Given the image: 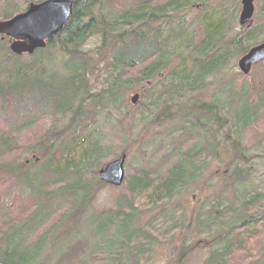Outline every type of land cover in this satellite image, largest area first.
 I'll use <instances>...</instances> for the list:
<instances>
[{
    "label": "trees",
    "instance_id": "obj_1",
    "mask_svg": "<svg viewBox=\"0 0 264 264\" xmlns=\"http://www.w3.org/2000/svg\"><path fill=\"white\" fill-rule=\"evenodd\" d=\"M43 1L0 0V21ZM256 1L262 22L246 31L239 0H77L62 31L29 55L0 36V264L145 263L155 236L135 226V200L158 207L152 220L174 233L185 220L172 203L201 180L212 199L186 229L191 241L210 239L202 264H243L242 253L264 264V139L255 151L243 142L264 113V83L251 95L228 80L264 42ZM134 94L141 122L174 124L125 176L126 196L96 211L98 170L127 154L113 118ZM32 128L23 145L17 136Z\"/></svg>",
    "mask_w": 264,
    "mask_h": 264
},
{
    "label": "rangeland",
    "instance_id": "obj_2",
    "mask_svg": "<svg viewBox=\"0 0 264 264\" xmlns=\"http://www.w3.org/2000/svg\"><path fill=\"white\" fill-rule=\"evenodd\" d=\"M240 1L241 0H239L238 2L236 25L241 30L246 31L251 27L261 24L262 21H259L260 20L259 15L262 9V5L260 2L254 0L253 2L254 13L251 20L247 21L242 27L238 25V17L241 10ZM24 11H22L21 13H23ZM259 42L261 41H257L255 42V44H258ZM86 47H90V43H87ZM236 61L237 60H235L233 64L234 73H232L233 75L230 76L231 78L228 77V80L229 81L233 80V82L235 83L234 89H239V88L242 89L243 87H245L246 90H249L251 95H253L255 92L252 89L257 85L264 83V62L257 66H253L250 70L249 75L243 76L237 69ZM203 94H204L203 96H206L207 91H204ZM132 96L133 95H130V97H128V101ZM130 104L131 103L129 102L128 109H126L123 113H120V114H125V116L123 117L116 116L115 118H113L114 123L117 124L118 126H121L120 129L122 130L125 136L123 147H125L126 150L119 148L121 144L118 146V148H114L115 151L117 149H121V150H125L127 153L126 155H124L125 176H127L129 172L136 171V169L139 168L138 163L139 165L140 163L144 165V162L140 161L139 159L143 160V156H145L144 154L148 150L147 148H149V146H151L152 144V143L150 144V142L153 139H159L160 137H163L164 136L163 134L167 132L166 129L170 128L174 124L171 121L167 122V120H164L157 127H152L151 125L148 124V121L141 122L139 118L136 117L137 116L136 113H138V111L134 109L136 107V104L134 105L132 104L130 105ZM36 135H38V130L36 128L35 129L32 128L31 130L25 131L23 134L17 137L20 139L19 142H22L24 145L32 141ZM262 139H264V113L255 123L254 128L250 129L244 136V140H243L244 146L246 149H249L250 151H255L258 145L257 142L261 141ZM180 141L178 143H180ZM218 170L219 171L221 170V165L218 163L213 164L206 173L207 177L211 176V174H215V172H217ZM212 181L214 185L213 187L217 186L218 188L221 184L217 182L215 178ZM206 184L207 183L205 182V180H201L199 181V183L195 184L192 188H189L187 193L183 192L178 197L175 198L172 204H176V209L178 208L179 215L181 213V210L184 212L182 222H184L185 220V225H184V229L178 230L174 233L165 230L169 226L161 227L158 223H155V221L152 220L154 215L158 211V207L153 208L149 204L145 203L143 198L135 200L138 207L137 209L138 216L136 218L135 226L138 229H143L144 227L147 226L146 229H150L152 235L155 236V238L149 237L150 238L148 244L149 247L147 246L149 248V254L146 256L145 263H139V264H202L203 263L205 258H207L208 256L210 239L201 235L197 238V241H191V239L193 238L190 237L193 236L195 238V234L192 235L188 233L187 229H188V224L190 222V217H192V215L194 214L193 212L196 209H198V207L201 204H204L206 202L205 201L206 199H209V197L212 199L211 196L213 193L211 190L209 191L205 189ZM119 196H126L125 183H123L120 187H111L108 185H104L101 188V190L97 193L95 200L91 205L92 209L96 211L113 210L115 207V201ZM172 208L175 207L172 206ZM73 226L74 223L72 224L71 222L65 225V227L68 228L67 230L72 229ZM86 230L87 229L84 228L79 233H84ZM63 234L66 233L63 232ZM184 244L189 247L188 250L190 252H188L189 254H187L184 258L181 257V260L179 261L178 255L181 254V250ZM243 256L246 257V259L248 257V255L247 254L245 255V253H242V257ZM242 257H240L241 259H239L238 257L237 262H242L243 264H249L248 262L246 263Z\"/></svg>",
    "mask_w": 264,
    "mask_h": 264
},
{
    "label": "water",
    "instance_id": "obj_3",
    "mask_svg": "<svg viewBox=\"0 0 264 264\" xmlns=\"http://www.w3.org/2000/svg\"><path fill=\"white\" fill-rule=\"evenodd\" d=\"M77 0H44L29 4L23 13L0 22V36L8 38L10 49L15 55L31 54L43 48L46 41L60 33L71 18L73 5ZM254 0H241L238 25L250 21L254 13ZM264 62V42L251 47L238 59L237 69L243 76H248L253 66ZM138 95L130 98L136 104ZM124 162L122 155L97 172L98 180L111 187H120L124 182Z\"/></svg>",
    "mask_w": 264,
    "mask_h": 264
},
{
    "label": "bare ground",
    "instance_id": "obj_4",
    "mask_svg": "<svg viewBox=\"0 0 264 264\" xmlns=\"http://www.w3.org/2000/svg\"><path fill=\"white\" fill-rule=\"evenodd\" d=\"M242 56H243V55H242ZM242 56H241V57H242ZM238 59H239V58H238ZM238 59H237V61H238ZM237 61H236V63H237ZM236 65H237V64H236ZM134 95H135V94H134ZM113 160H114V159H113ZM110 162H111V161H110ZM108 163H109V162H108ZM108 163H107V164H108ZM105 165H106V164H105ZM105 165H104V166H105ZM104 166H103V167H104ZM103 167H102V168H103ZM99 170H100V169H99ZM99 170H98V171H99ZM97 178H98V177H97ZM124 180H125V178H124ZM101 183H102V182H101ZM123 183H124V182H123ZM123 183H122V184H123ZM102 184H103V185H106V184H104V183H102Z\"/></svg>",
    "mask_w": 264,
    "mask_h": 264
}]
</instances>
